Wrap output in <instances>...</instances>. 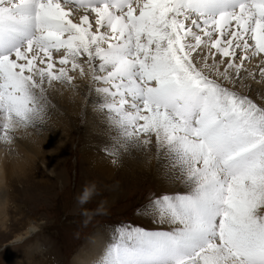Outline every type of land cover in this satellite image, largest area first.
<instances>
[{
    "label": "snow or ice",
    "instance_id": "1",
    "mask_svg": "<svg viewBox=\"0 0 264 264\" xmlns=\"http://www.w3.org/2000/svg\"><path fill=\"white\" fill-rule=\"evenodd\" d=\"M70 73L95 86L100 151L154 148L170 189L138 206L155 229L114 226L93 264H264V98L246 83L264 84V0H0V141L38 128Z\"/></svg>",
    "mask_w": 264,
    "mask_h": 264
},
{
    "label": "rangeland",
    "instance_id": "2",
    "mask_svg": "<svg viewBox=\"0 0 264 264\" xmlns=\"http://www.w3.org/2000/svg\"><path fill=\"white\" fill-rule=\"evenodd\" d=\"M254 62L258 61L253 59L246 67L252 68ZM80 120L82 123V116ZM83 126L85 124H76L65 147L58 148L57 154L49 160L53 174L38 165L34 173L38 180L30 185L15 182L8 188L13 197L10 200L19 208L22 223L25 220L30 225L35 223L37 230L35 236L20 245L16 243L6 248L3 243L10 241L14 227L7 236L0 234V264H77L78 254L85 253L82 257L89 254L90 240H107L109 230L116 225L157 227L141 217L137 209L149 194L167 192L159 180L152 173L130 177L123 168L115 173L118 181L114 183L94 176L83 154L88 151L87 147L91 148L84 137ZM91 185H94L93 190L81 203L85 188ZM13 215L16 217V211L11 209Z\"/></svg>",
    "mask_w": 264,
    "mask_h": 264
},
{
    "label": "bare ground",
    "instance_id": "3",
    "mask_svg": "<svg viewBox=\"0 0 264 264\" xmlns=\"http://www.w3.org/2000/svg\"><path fill=\"white\" fill-rule=\"evenodd\" d=\"M256 64L257 62H254L252 68ZM70 74L74 76L71 85L59 82H53L51 87L45 85L46 115L39 121L38 128L14 131L13 140L9 144L0 141V234L7 236L9 229L14 227L11 230L10 241L3 243L5 248L16 243L20 245L25 239L35 236L37 230L35 223L30 225L28 220L22 223L21 215L18 214L19 208L10 200H13V197L8 188L15 182L18 185H30L35 182L34 180H38L34 174L38 165H41L47 173L53 174L49 160L55 153L57 154L58 148L65 147L76 124H85L83 134L91 148L87 147L88 151L83 154L94 176L104 177L103 179L114 183L118 181L115 173L120 168H123L130 177H136L135 174L152 173L164 190H170L164 179L162 158L157 155L154 148L149 151L146 148L132 147L122 153L120 163L116 166L100 151V147L108 139L109 132L106 119L96 110L94 101L97 94L91 90V87L95 86H90L87 76L81 78L78 73ZM246 83L257 90L259 95L253 93L252 98L258 104L261 103L264 98V84L252 80ZM237 90L242 93L248 91L247 88H237ZM80 116L83 117L82 123ZM126 163L128 165H123ZM79 182H81L80 178L77 183ZM42 183L46 184L44 181ZM11 209L16 211V217L11 216ZM105 242L106 240L102 238L91 239L89 254L84 257L82 255L85 253L78 254L77 264H93V261L101 254ZM39 249L36 247V250Z\"/></svg>",
    "mask_w": 264,
    "mask_h": 264
},
{
    "label": "clouds",
    "instance_id": "4",
    "mask_svg": "<svg viewBox=\"0 0 264 264\" xmlns=\"http://www.w3.org/2000/svg\"><path fill=\"white\" fill-rule=\"evenodd\" d=\"M92 188H94V185H91L90 187H86L85 190H84V192L87 191V192L90 193V191H91ZM84 200H85V199L81 198V199H80V202L83 203Z\"/></svg>",
    "mask_w": 264,
    "mask_h": 264
}]
</instances>
